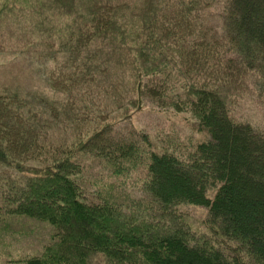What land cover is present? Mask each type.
<instances>
[{"label": "trees", "instance_id": "1", "mask_svg": "<svg viewBox=\"0 0 264 264\" xmlns=\"http://www.w3.org/2000/svg\"><path fill=\"white\" fill-rule=\"evenodd\" d=\"M248 95L264 0H0V264H264ZM145 105L209 139L133 124Z\"/></svg>", "mask_w": 264, "mask_h": 264}, {"label": "rangeland", "instance_id": "2", "mask_svg": "<svg viewBox=\"0 0 264 264\" xmlns=\"http://www.w3.org/2000/svg\"><path fill=\"white\" fill-rule=\"evenodd\" d=\"M208 18L212 21L215 19L212 13ZM232 112L236 118L246 119L254 125L264 128V102L262 99H258L255 96H244L238 101V103L235 104V106L232 108ZM131 119L133 124L142 126L144 129L148 130L167 131L175 128L183 140L187 139L188 137H196V140L198 141H205L209 139L208 132L194 129L192 126V121L189 120L187 114H184L182 111L175 110L171 107L158 108L155 107V105H152L148 108L146 106L142 110L133 114ZM127 129L128 127L126 123H124L121 127L116 128L115 131L120 133ZM190 133H193L195 137L189 136L191 135ZM181 208L189 217L193 227H195L194 229L202 227L200 216L202 214L203 207L185 204L182 205ZM15 237L18 240H24L18 236ZM18 240L14 239L12 245H18Z\"/></svg>", "mask_w": 264, "mask_h": 264}]
</instances>
